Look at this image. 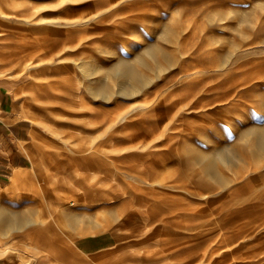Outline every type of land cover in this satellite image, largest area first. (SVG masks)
I'll return each mask as SVG.
<instances>
[{
    "label": "rangeland",
    "instance_id": "rangeland-1",
    "mask_svg": "<svg viewBox=\"0 0 264 264\" xmlns=\"http://www.w3.org/2000/svg\"><path fill=\"white\" fill-rule=\"evenodd\" d=\"M32 12H36L34 16L31 15ZM83 14H96L100 22L92 25L88 30L81 28L78 30V35L62 34V39L68 45V51L63 52L65 57L52 68L48 66L44 69L34 68L31 71L27 67L28 63L41 64L45 60L37 54H27L23 51L24 41L30 36L48 35L49 32L44 26L50 21L80 19L85 16ZM41 15L45 18L38 20L37 17ZM83 35H91L93 42L96 43L82 48L81 43H85L88 39ZM183 35L212 37L217 49L208 48L210 53L207 56V68H214L217 72L212 79L215 80L213 82L219 78L227 80L225 72L234 68L232 78L235 82H241L239 88H244V93H240L236 98L241 103L240 108L246 109L245 120L242 121L241 128L229 132L226 139H220L214 131L220 126L226 112L189 116L194 123L211 125L209 132L216 140H220L219 144L223 146L231 144L247 156L248 161L243 164L238 159L232 161L218 159L215 165L211 164L218 168L223 179L220 181L209 174L212 183L209 184L199 177L198 185L202 190H212L215 185L220 189L229 188V191L236 195L235 207L245 213L242 217L258 218L264 212V150L260 145L259 136V131L264 130V0H0V65L3 64L4 73L8 72L21 79L33 114L30 163L24 172L38 164L54 172L65 167L72 170L76 166L84 171V163L80 164L78 161L81 155L77 152V148L82 145L89 146L102 138L100 122L97 121L109 114L117 100L123 104V109L138 104L140 94L116 93L113 95L115 98L113 101V99H103L94 92L95 89L110 85L118 90L117 88L121 86L134 84L133 78H127L122 83V78L110 74L109 69L103 75L96 73L86 75L82 73L83 68L94 69L97 66L108 68L120 64L122 68L137 66L142 73L152 74V69L158 68V64L165 62L164 58L167 55L177 51L175 45ZM152 49L157 51V57L151 53ZM110 50H114L115 53L110 54L108 52ZM88 55L91 56L87 57ZM201 57L202 55L188 58L185 65L189 73L194 64L202 60ZM74 59L86 64L83 68L76 67ZM245 74H250L253 78L242 79ZM50 76L53 81H46V77ZM206 78V75L200 77L195 83ZM185 84L188 87L191 82H185L184 86ZM190 141L195 142L191 145L195 154L213 152L200 135L190 138ZM105 149L109 151V157L102 160L105 164L102 166L100 164L99 168L91 170L95 173L96 170H102L103 173L105 170L109 172L116 170L119 176H106L109 180L107 183L97 185L98 192L101 193L107 188H116L118 184L116 176L124 185H128L129 181L141 183L138 175L130 176L127 172L124 173L129 168L131 158H125V163L121 162L122 165L116 169L113 163L119 162L118 151L110 149L107 145ZM202 164L190 157L178 166L186 170L189 175L197 172L207 174L202 171ZM243 172L247 173V178H238ZM18 177L21 181L22 176ZM78 180H81V177H78ZM41 181L42 178L26 175L18 188L9 186L0 191V206L15 211L17 215L46 217L49 206L46 202H41L42 199L32 192ZM74 183L60 172L49 195L53 198L54 193H60L61 201L66 202V210L61 211L60 218L56 217L55 221L57 224L62 219L58 223L63 228L65 221L67 223L70 219H82V223H86L89 217H96L97 212L102 214V210L118 206V201L108 204L99 198L95 199L96 201L90 200ZM70 199L74 202H70ZM136 201L139 202L138 199ZM134 206L138 207V203ZM154 210L157 215L169 214V210L159 204H155ZM194 215L201 221L196 222L198 228L194 232L197 233L185 234L183 238H189V242L198 244L199 247L203 239L200 230L223 223L225 217L213 216L209 208L202 213L194 212ZM54 220L52 218V221ZM139 223L140 220H137L136 224ZM159 224L158 222L151 226ZM31 226L33 225H28L26 228L30 229ZM128 227L126 225L121 228V233L117 234L118 246L124 247L121 249L123 251H119L118 256L121 258L112 256L102 260L101 257H91L90 260L103 261L106 264H139L141 260H146L135 254L141 236L138 235L137 230L129 233L131 231ZM159 230H162V227ZM11 236H16V232ZM18 248L22 251L20 257L12 259L2 255L0 264H32L34 253L23 250L24 246L20 243ZM13 250L15 254L18 251L16 248ZM131 251H134L133 254L129 253ZM155 256L150 258L151 261L158 259ZM232 263L250 264L249 259L212 264Z\"/></svg>",
    "mask_w": 264,
    "mask_h": 264
},
{
    "label": "bare ground",
    "instance_id": "bare-ground-1",
    "mask_svg": "<svg viewBox=\"0 0 264 264\" xmlns=\"http://www.w3.org/2000/svg\"><path fill=\"white\" fill-rule=\"evenodd\" d=\"M35 13L32 12L31 15ZM44 18L43 15L37 17L38 20ZM99 22L96 14H87L80 19H66L63 22L60 19L48 22L44 26L49 32L48 35L30 36L23 43V51L27 54H37L45 61L35 65L28 63L27 67L31 71L34 68H52L65 57L63 52L68 51L62 34L78 35L81 28L88 30ZM83 36L88 39L81 43L82 48L96 43L91 35ZM211 47L217 49L209 35H183L175 45L177 51L167 55L165 62L152 69V74L142 73L137 66L122 68L120 64L108 68L97 66L94 69H85L83 67L86 63L74 59V66L82 67V73L86 75H103L109 69L110 74L122 78V83L127 78L135 80L134 84L121 86L118 90L111 85L95 89V94L103 99L115 101L114 94L126 95L132 92L140 94L139 102L129 109H123V104L117 100L109 114L97 121L100 122L102 138L89 146L82 145L77 148L81 155L78 161L80 164L84 163V171L75 165L72 170L65 167L54 172L38 164L19 174L22 179L26 175L42 178L41 183L32 192L42 199L41 202L47 203L49 211L46 217L40 218L29 214L17 215L15 211L0 206V256L13 259L21 255L22 251L18 248L20 243L24 246L23 250L34 253L32 264H106L103 261H91L90 258H116L124 247L114 246L91 253L88 252L84 239L103 232L119 234L120 229L128 225V230L131 231L129 233L137 230L141 236L135 254L146 260H141L139 264H212L230 260L237 262L238 259H249L250 264H264V212L256 219L242 217L245 213L235 207L236 195L229 191V188L220 189L215 185L212 190H202L198 185L199 177L209 184L212 183L209 174L220 181L223 179L222 173L214 166L218 159H238L243 164L248 162L247 156L231 144H219L220 140H216L209 132L211 125L194 123L189 118L191 114L204 116L226 112L220 126L214 129L220 139H226L229 132L240 129L242 121L245 120L246 109L240 108L241 103L236 98L240 93H244V88H239L241 82H235L232 78L235 69L230 68L225 72L227 80H212L217 72L214 68H207V56L210 53L208 48ZM108 52L115 53L114 50ZM151 53L155 57L158 56L154 49ZM199 55H202V60L196 62L189 73L185 65L188 58ZM205 75L207 78L204 81L195 83ZM51 77H46V81H53ZM43 78L45 79V76ZM252 78L250 74L242 76L244 80ZM189 81L190 86H184V83ZM224 106L227 108H223ZM198 135L209 144L213 152L205 151L202 155L193 153L191 145L195 142L190 141V138ZM259 136L260 145L264 150V130L259 131ZM105 145L118 151L117 161L120 163H113L116 169L122 165L121 162H124L125 158H131L129 168L124 173L127 172L130 176L138 175L141 183L129 181L128 185H124L116 176V188L103 189L101 193L96 190L99 183H107L109 179L106 176H119L116 170H105L104 173L102 170H96V173L91 170L105 164L102 160L109 154ZM128 153L129 155H126ZM190 157L202 162V171L207 174L197 172L189 175L186 170L179 168L178 165ZM72 160L75 161L73 158ZM159 166L162 167L158 168ZM60 172L65 178L75 182L90 200L99 198L108 204L118 201V206L104 209L102 214L97 212L94 218H85L86 223H82V219H70L69 222L63 223V228L58 223L61 219L57 220L56 224V217L59 219L61 211L67 208L66 202L61 201L60 193H54L53 198L49 197ZM18 176L14 177L15 188H18L22 181ZM78 177H81V180H78ZM238 178H247V173L243 172ZM137 203L139 208L134 206ZM155 204L168 209L169 214L157 215ZM208 208L213 216H224V222L213 228L200 230L203 239L198 247V244L189 242V238L184 239L183 235L197 233L194 232L198 228L196 222L201 221L194 212L202 213ZM52 218L55 220L52 221ZM137 220H140L139 224H136ZM155 220L160 224L151 226L158 223ZM28 225L33 226L27 229ZM161 227L162 230H159ZM15 232L16 236L12 237L11 234ZM14 248L18 249L16 254ZM132 252L134 251L129 253L133 254ZM238 252L240 254H237ZM154 255L158 259L151 261L150 258Z\"/></svg>",
    "mask_w": 264,
    "mask_h": 264
},
{
    "label": "crops",
    "instance_id": "crops-1",
    "mask_svg": "<svg viewBox=\"0 0 264 264\" xmlns=\"http://www.w3.org/2000/svg\"><path fill=\"white\" fill-rule=\"evenodd\" d=\"M4 72L3 66L0 67V191L13 186L14 177L29 167L33 132L32 108L23 82ZM114 233L92 234L84 239V243L89 252L97 253L119 245L117 233Z\"/></svg>",
    "mask_w": 264,
    "mask_h": 264
}]
</instances>
